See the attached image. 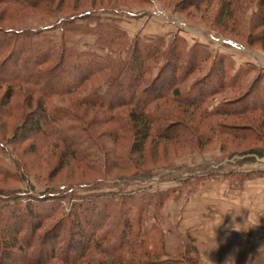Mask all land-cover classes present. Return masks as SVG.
Segmentation results:
<instances>
[{
    "label": "rangeland",
    "instance_id": "1",
    "mask_svg": "<svg viewBox=\"0 0 264 264\" xmlns=\"http://www.w3.org/2000/svg\"><path fill=\"white\" fill-rule=\"evenodd\" d=\"M41 1L53 11L45 6L18 12L0 5V27L45 29L61 42L58 17L68 18L103 7L114 8L117 9L114 13L98 11L94 14H100L101 21L126 31L130 41L137 35L144 38L166 36L170 41L174 34H180L189 46L201 43L213 54L232 57L236 68L247 62L254 67L249 66L242 86L215 93L201 109L186 108L161 99L157 106L168 115L162 125H153L142 152L140 138L132 126L133 106H121L109 112L80 101L95 89L105 92L107 85L102 75L83 82L77 93L54 97L53 103L45 104L46 107L54 104L70 110L72 117L67 123L83 125L96 144L95 156L83 161L70 156L64 143L56 139L27 135L26 126L39 111L38 98L24 86L14 89L8 100V86L0 85V138L7 147L0 148V159L11 172L20 175L22 172V179L0 175V192L10 189L18 195L19 191L29 189L42 198L52 191L63 196L69 192L68 187H73L75 194L82 198L80 202L85 196H96L102 202L109 195H115L118 206H108V209L110 213L118 210L120 218H111L105 224V229L113 228V231L109 228L111 233L106 248L109 247L108 251L113 249L121 228L128 224L131 225L129 228L140 227L146 238L138 240L139 244L144 242L143 248L133 247L140 261L136 264H210L209 259L213 264H264V112L228 116L208 112L220 104L232 106L245 95L259 73L264 76V10L260 5L263 0ZM96 24L97 20L92 26ZM97 39V33H75L68 46L79 53L94 50L103 57L101 62L104 64L108 51L98 48ZM113 47L118 50L116 53L113 50L115 59L118 52L122 58L126 57V50ZM203 68L190 76L182 86L183 90L190 83L203 79L210 64ZM260 90L264 91V77ZM175 125H185L189 130L177 139L159 135L163 127ZM242 131L247 134L243 135ZM257 149L262 150L263 155L252 152ZM18 162L25 172L17 167ZM150 199L163 201L155 205L149 202ZM20 200L25 202L27 199L21 197ZM140 200L149 202L143 212H140ZM233 208L241 212L236 216L237 223L243 224L248 218L249 225L257 226L247 232L232 231L230 225L235 210L224 213ZM187 209L195 214H187ZM74 210L71 212V206L66 203L62 212L41 229L49 234L54 224L63 221L59 227L62 234L73 227L79 231L70 215L77 212L83 234L75 235L73 254L80 251L76 240H88L92 228L85 225L86 212L88 215L91 209L89 212ZM40 211L36 207L37 213L48 214L45 210ZM96 214L97 210H94L93 217ZM22 217L20 225L30 226L32 218L24 211ZM193 217L204 222H194ZM187 218L189 221L184 222ZM16 223L8 218L0 223V227L4 233H10ZM63 239L62 245L68 242L67 237ZM42 249H38L40 253L44 251ZM146 249L152 253L146 254ZM13 251L4 264L24 261L18 247ZM121 251L126 254L130 247ZM91 255L95 264H128L97 250ZM56 264L63 263L56 261Z\"/></svg>",
    "mask_w": 264,
    "mask_h": 264
},
{
    "label": "trees",
    "instance_id": "2",
    "mask_svg": "<svg viewBox=\"0 0 264 264\" xmlns=\"http://www.w3.org/2000/svg\"><path fill=\"white\" fill-rule=\"evenodd\" d=\"M0 5H6L18 12H26L32 8H45V6L50 10L41 0H0ZM260 5L264 10V0L260 2ZM113 10L117 11L114 8L103 7L76 13L68 18L58 17V26L62 32L61 42L45 29L9 30L0 27V85L8 86L10 90L8 100L12 97L11 92L14 89L24 86L30 89L32 96L38 98L39 111L33 114L26 126L27 135H41L42 138L56 139L64 143L70 156L81 161L95 156L96 144L83 125L67 123V120L72 117L70 110L54 104L51 105L52 107H46L45 104L53 103L54 97L77 93L83 82L102 75L107 85L105 92L95 89L82 97L80 101L109 112L121 106H133L132 126L140 138L139 149L142 152L144 144L153 131V125H162V121L168 115L157 106L161 99L173 101L186 108L201 109L207 104L208 98L215 93L242 86V80L247 76L249 66L254 67V64L247 62L242 67L236 68L232 57L227 54H213L208 46L201 43L189 46L180 34H174L170 41L166 36L144 38L140 35L130 41L126 31L114 24L101 21L100 14H94L98 11L114 13ZM95 20L97 24L92 26ZM75 33H97L98 48L108 51L105 56L106 62L103 64L101 62L103 57L94 50L79 53L75 48L68 46L71 36ZM114 45L120 50H126V57L122 58L118 52L119 56L115 59L113 50L115 53L118 50L114 49ZM208 63L210 68L204 78L199 82L190 83L183 90L182 86L190 76L204 69L203 66ZM263 77V74L259 73L251 81L245 95L232 106L220 104L208 112L212 115L219 113L224 116L255 111L264 112V91L260 90ZM160 130L159 135L177 139L183 137L189 128L185 125H175L163 127ZM245 132L247 131H242V134L246 135ZM0 148H7L1 138ZM252 152L263 155L262 150L259 149ZM17 167L20 171L24 169L25 172V168H22L19 162ZM0 175L11 179H22V172L21 175L11 172L4 167L1 159ZM67 190L69 192L63 196L52 191L42 198L29 189L25 192L19 191L18 195L10 189L0 192V223H4L8 218L17 221L10 233H4L0 227V264H4L17 247L21 250L24 260L21 264H56V261L63 264H95L91 255L95 250L112 255L115 259L128 264L140 263L136 258L137 252L133 248L139 249L144 246L143 241H140L142 244L138 242L142 237L146 238L140 227L129 228L131 225L124 222L128 226L119 230L120 234L116 235L117 240L114 242L113 249L108 251L109 247L106 248L113 228L109 226L105 229V224L111 218H120L118 210L117 213H110L108 209V206H118L117 197L111 194L107 200L99 202L96 196H85L83 198L86 201L83 199L80 202L82 198L75 194L73 187H68ZM21 197L27 200L23 202L20 200ZM68 198L75 201L71 203ZM132 199L128 200L131 202ZM162 201L163 199L159 201L150 199L149 202L157 205ZM139 202L140 212H143L145 205L149 202L142 203V200ZM66 203L71 206V212L76 208L82 209L83 212L91 209L90 213L87 215L86 212L85 215V225L92 226L89 238L85 241L81 238L76 240L80 244V251L74 254L72 253L74 237L76 234H83L80 229L81 221L76 216L77 212L70 215L73 216L71 222L79 227V231H75L72 225L70 232L68 230L66 234H62L59 227L63 225V221L54 224L49 234L41 230L50 219L56 218L62 212ZM36 207L39 211L42 209L48 214L37 213ZM94 210H97L96 217H93ZM23 211L32 218L30 226L20 225ZM141 219L142 213L137 217L139 224ZM95 220L97 223L94 224ZM99 223L101 226L98 225ZM64 237H67L68 242L62 245ZM42 247V250L47 253L39 252L38 249ZM124 247H130V251L126 254L121 251ZM149 250L146 249L145 253L151 254L152 251ZM42 253L45 255H41Z\"/></svg>",
    "mask_w": 264,
    "mask_h": 264
},
{
    "label": "clouds",
    "instance_id": "3",
    "mask_svg": "<svg viewBox=\"0 0 264 264\" xmlns=\"http://www.w3.org/2000/svg\"><path fill=\"white\" fill-rule=\"evenodd\" d=\"M233 210H235V214L232 216V223L230 225L232 231L247 232L250 228L257 226V225H249L248 218L243 224L237 223L236 222V216L241 215L240 209L233 208V209L225 212L224 215L232 212ZM222 222H223V220L221 222L217 223L215 226H219ZM226 227H228V226H226ZM209 262H210V264H213V262L210 259H209Z\"/></svg>",
    "mask_w": 264,
    "mask_h": 264
},
{
    "label": "crops",
    "instance_id": "4",
    "mask_svg": "<svg viewBox=\"0 0 264 264\" xmlns=\"http://www.w3.org/2000/svg\"><path fill=\"white\" fill-rule=\"evenodd\" d=\"M187 214L194 215L195 213H194V212H190V210L187 209ZM198 214H203V213H198ZM186 221H189V218H187L184 222H186ZM193 221H194V222H204V221L200 220V218H197V220H196L194 217H193ZM184 222H182V224H183Z\"/></svg>",
    "mask_w": 264,
    "mask_h": 264
}]
</instances>
